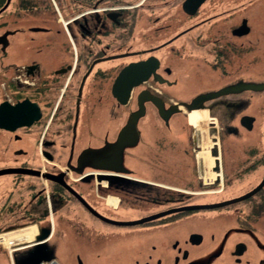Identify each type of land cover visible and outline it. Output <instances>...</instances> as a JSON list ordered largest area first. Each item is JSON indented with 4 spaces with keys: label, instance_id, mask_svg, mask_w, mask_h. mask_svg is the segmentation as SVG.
Wrapping results in <instances>:
<instances>
[{
    "label": "flooded vegetation",
    "instance_id": "obj_1",
    "mask_svg": "<svg viewBox=\"0 0 264 264\" xmlns=\"http://www.w3.org/2000/svg\"><path fill=\"white\" fill-rule=\"evenodd\" d=\"M0 58V107L33 118L0 126V264H264V0H0ZM140 97L122 159H80ZM201 209L227 217L187 226Z\"/></svg>",
    "mask_w": 264,
    "mask_h": 264
},
{
    "label": "water",
    "instance_id": "obj_2",
    "mask_svg": "<svg viewBox=\"0 0 264 264\" xmlns=\"http://www.w3.org/2000/svg\"><path fill=\"white\" fill-rule=\"evenodd\" d=\"M139 66H140V63H134V64H131L130 66H127L126 69L124 71H122L121 76L129 75L130 73L132 74V71ZM138 84H139L138 80L136 82H132V83L128 84L126 87L125 93H124V97H121L119 94V89H118L120 87L119 85H121V79H118L117 85L115 87V93H116V95H118L119 100L121 102H126L127 97L130 94L131 89L135 85H138ZM157 103H158L160 111L162 113L164 110V107L158 101H157ZM5 105H6V103L1 105V107H0V126L5 127L6 129L14 130L18 126H22L24 124H30L32 122L33 118H31L32 120H28V121L24 120V118L22 116V111H20V118H17V120H13L12 117H10V116H12L11 115L12 113L11 112L7 113V109L5 108ZM144 108L145 107L143 106V103H142L141 97H140L139 111L135 112L129 118L126 126L121 130L117 141L114 143H109L108 145L101 147V148H87L82 152L80 159H82V158L91 159V160H93V159L98 160L99 159L100 163L102 160H105L106 161V164H104L105 167L106 166L109 167L110 160H112L114 158L121 160L123 157V150L125 149V147L135 145L138 141V134L139 133L137 131L136 125H137L138 117L140 116V114H141L142 110H144ZM79 172H81V171H79ZM54 178L58 179L56 177H54ZM68 187L71 188L70 186H68ZM72 190H73V188H72ZM248 195H250V194H248ZM247 196L236 197V198H233L230 200H226V201H223L220 203H214V204L189 205V206H185V207H179V208L173 209L171 211L181 210V209H199V208L214 207V206H218V205L229 204V203L238 201V200H240L244 197H247ZM164 213H166V212H164ZM110 221H113V220H110ZM127 223H134V222H127Z\"/></svg>",
    "mask_w": 264,
    "mask_h": 264
},
{
    "label": "rangeland",
    "instance_id": "obj_3",
    "mask_svg": "<svg viewBox=\"0 0 264 264\" xmlns=\"http://www.w3.org/2000/svg\"><path fill=\"white\" fill-rule=\"evenodd\" d=\"M7 45V43H4V45ZM6 51V50H5ZM3 59L4 58H0V67H1V64L3 63ZM192 127V139L196 140L197 143L201 144V147L197 148V150L195 151L196 152V156L198 157H201L202 156V151H203V148L206 144H213V140L214 138H212V131H208L207 134L204 133V130L202 127L196 129V127L194 125H191ZM182 133V139H184L187 134L186 132H181ZM211 137V138H210ZM207 141H206V140ZM205 140V141H204ZM204 142V143H203ZM208 142V143H206ZM30 144L28 142L26 143H20V146H24L25 148H28ZM59 150V149H57ZM202 150V151H201ZM181 157H184V154H179ZM23 183V182H22ZM12 180H11V177H1L0 178V190L1 189H4L5 190H8L12 187ZM26 185H24L25 187ZM22 185L20 186V190H19V186L16 187V191L18 192H22L26 189H22ZM236 189H233L230 193H236ZM231 194H228L227 196H224V197H230ZM207 198L209 197H200L199 199H197L198 201H202V200H207ZM219 198V197H218ZM196 200V201H197ZM226 211V209H225ZM224 210H219V209H209V210H205V209H201V210H196L195 212H192L191 214H187L185 215V223L188 225H191V226H194L196 228H199L200 230H203L204 227H206L205 229H210L211 226H216L215 223H219L223 220L226 219L227 217V214ZM210 225V226H209ZM209 226V227H208ZM111 228L113 229H121L123 227H120V226H110Z\"/></svg>",
    "mask_w": 264,
    "mask_h": 264
},
{
    "label": "bare ground",
    "instance_id": "obj_4",
    "mask_svg": "<svg viewBox=\"0 0 264 264\" xmlns=\"http://www.w3.org/2000/svg\"><path fill=\"white\" fill-rule=\"evenodd\" d=\"M198 128L202 127V126H197ZM203 130H204V133L207 134L208 131H209V126H204L202 127ZM211 138V137H210ZM206 140V139H205ZM204 140V141H205ZM207 141V140H206ZM204 143V142H203ZM208 143V142H206ZM212 145V144H211ZM211 145L208 143L204 146L203 148V151H202V157L205 158L206 162L208 163L209 167H210V173L213 178V170H211V166L214 164V158H213V154L211 153ZM205 163V162H204ZM204 166H206L204 164ZM215 173V172H214ZM116 204V203H115ZM36 228L33 226V227H30L28 229H25L23 231H17V232H12V233H9L7 234L5 237L8 241L14 239V240H27V239H31L33 238V236L36 234ZM27 243V242H26ZM19 245V244H18ZM21 245V244H20Z\"/></svg>",
    "mask_w": 264,
    "mask_h": 264
}]
</instances>
